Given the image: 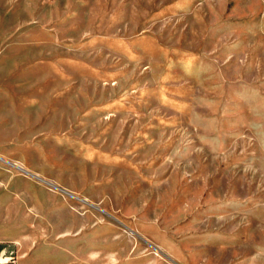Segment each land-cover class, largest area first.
<instances>
[{"label": "rangeland", "instance_id": "obj_1", "mask_svg": "<svg viewBox=\"0 0 264 264\" xmlns=\"http://www.w3.org/2000/svg\"><path fill=\"white\" fill-rule=\"evenodd\" d=\"M0 157L31 264H264V0H0Z\"/></svg>", "mask_w": 264, "mask_h": 264}, {"label": "crops", "instance_id": "obj_2", "mask_svg": "<svg viewBox=\"0 0 264 264\" xmlns=\"http://www.w3.org/2000/svg\"><path fill=\"white\" fill-rule=\"evenodd\" d=\"M16 177H11L0 157V264H31L18 256L15 238L17 227L22 224V207L25 195L20 193ZM20 205V210H18ZM48 264H74V260H49Z\"/></svg>", "mask_w": 264, "mask_h": 264}]
</instances>
